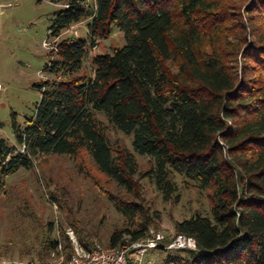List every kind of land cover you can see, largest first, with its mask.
Returning <instances> with one entry per match:
<instances>
[{
  "label": "trees",
  "instance_id": "16d2710c",
  "mask_svg": "<svg viewBox=\"0 0 264 264\" xmlns=\"http://www.w3.org/2000/svg\"><path fill=\"white\" fill-rule=\"evenodd\" d=\"M61 6L49 38L87 21L85 39L55 42L48 76L33 114L12 123L15 145L0 137V189L21 170L50 155L85 150L98 170L135 194L151 182L163 199H178L179 176L210 192V217L196 213L175 226L194 237L197 251H160L165 264H264V0H48ZM115 31L125 45L84 62ZM97 114L132 137L151 167L140 172L135 155L114 148ZM132 224L111 234L109 249L143 239L152 225L140 204L112 197ZM92 247L96 236L77 233ZM59 245L62 252L58 251ZM71 240L44 238L42 264L52 254L69 259Z\"/></svg>",
  "mask_w": 264,
  "mask_h": 264
},
{
  "label": "rangeland",
  "instance_id": "374dc122",
  "mask_svg": "<svg viewBox=\"0 0 264 264\" xmlns=\"http://www.w3.org/2000/svg\"><path fill=\"white\" fill-rule=\"evenodd\" d=\"M94 5L95 0H86ZM61 6L48 0H0V137L15 145L12 123L21 127L33 114L40 100L35 88L48 76L43 72L50 62L55 42L87 36V21L64 31L59 39L49 38L55 13ZM122 33L115 31L84 62V74H91L90 62L98 54H111L125 45ZM114 148L133 153L140 172L151 167L148 157L138 155L132 137L109 124L103 114H97ZM178 193L166 201L148 180L136 181L139 188L128 194L102 174L85 150L74 158L50 155L35 161L34 169L21 170L7 178L0 189V264L40 262L37 253L44 238L77 240V233L96 236V243L109 248L112 233L130 229V221L118 212L112 202L140 204L143 215L135 223L149 217V230L175 234L177 223L196 213L210 217V192L201 191L193 183L175 177ZM169 253L150 251L144 264H165ZM53 259L50 264H54Z\"/></svg>",
  "mask_w": 264,
  "mask_h": 264
},
{
  "label": "built area",
  "instance_id": "2783aa9c",
  "mask_svg": "<svg viewBox=\"0 0 264 264\" xmlns=\"http://www.w3.org/2000/svg\"><path fill=\"white\" fill-rule=\"evenodd\" d=\"M167 240V235L163 232L149 230L143 239L132 241L126 237L123 244L117 248H104L100 244H94L90 248H84L78 241L72 239L73 254L69 259L57 253L52 254L54 264H144V257L150 251L191 250L197 251V242L194 237L185 234H178L167 245H162ZM58 251L62 252L59 245ZM14 264H42L41 262H27ZM151 264V263H146Z\"/></svg>",
  "mask_w": 264,
  "mask_h": 264
}]
</instances>
